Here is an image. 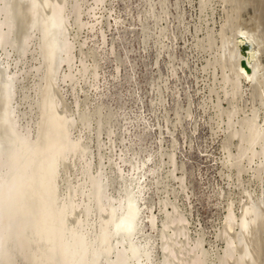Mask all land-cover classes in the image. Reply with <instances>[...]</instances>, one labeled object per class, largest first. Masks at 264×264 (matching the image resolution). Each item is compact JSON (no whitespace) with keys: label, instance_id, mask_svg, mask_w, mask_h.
<instances>
[{"label":"rangeland","instance_id":"374dc122","mask_svg":"<svg viewBox=\"0 0 264 264\" xmlns=\"http://www.w3.org/2000/svg\"><path fill=\"white\" fill-rule=\"evenodd\" d=\"M45 2L31 14L26 0H0V148L38 143L50 101L69 121L79 147L59 161L55 189L66 239L79 229L97 246L111 208L118 220L137 197L140 251L126 264H264V70H234L244 26L264 60V0ZM51 10L71 44L54 80L38 28ZM113 236L98 264L128 247ZM20 246L7 244L10 264H52L47 242Z\"/></svg>","mask_w":264,"mask_h":264},{"label":"bare ground","instance_id":"6f19581e","mask_svg":"<svg viewBox=\"0 0 264 264\" xmlns=\"http://www.w3.org/2000/svg\"><path fill=\"white\" fill-rule=\"evenodd\" d=\"M26 1L31 14L36 13L37 0ZM57 10H51L49 21L41 19V23L38 24V28L41 30L40 38L42 41L41 47L43 45L44 60L46 66L49 67L47 69H49L50 78L53 80L57 78L61 65L69 61V52L71 51V44L66 36L64 13L62 10ZM5 11L9 13L8 9ZM38 19L40 18L38 17ZM32 20L35 22L33 18ZM240 31L243 38H241L242 41L235 48V75L237 74L238 77H244L246 80H250L256 78L258 72L264 70V60L262 61L263 58H260L259 53L261 50H258L255 35L251 29L244 26ZM0 36H2L1 32ZM3 72L5 73V71ZM6 78L7 81L4 85V91L7 94L5 98L8 102L11 98V82H13V78L9 75H6ZM5 94L4 96H6ZM6 106L9 108L8 104ZM8 110H6L5 118L6 116L7 118L10 117L8 116ZM56 111L55 102L50 101L46 105L45 117L42 118L44 127L39 130L41 137H38V143L30 145L27 139L23 138L21 140L19 139L20 141L18 140L19 145H16L17 147L15 149H12V146H9L12 148H8V150H2L1 148L3 146L0 148V255H2L0 257H3V260L5 259L6 263L10 264L11 252L7 248L9 242L20 246L25 245L31 239H38L48 243L49 251L47 252L46 259L51 261L52 264H98L103 252L110 250L108 242L111 237L113 235H119L122 239L128 238L129 245L123 248V250H120L116 259L109 264H126L127 251L132 256H137L140 251V244L132 240V236L139 224L138 215L140 209L137 203V197L125 199L126 203L123 206L121 205L123 214H121L118 220L114 219L117 208L114 210L111 208V215H109L112 217V220L110 218L109 224L113 226L107 224L103 226L102 224L100 235L97 236L99 240L97 246H93V242H88V239L86 241L85 235L88 233L85 234L83 231H79V229L71 231L70 239H66L69 236L65 234L68 207L64 205L59 210L55 207L56 176L57 170L59 169V161L64 158L66 152L73 154L77 151L79 142L70 141L68 130L69 121L66 120L65 123H61L59 120L60 117L59 119L57 118L58 113L56 114ZM7 118L6 121L8 122ZM26 135L28 137V132ZM97 186L100 191V182L97 183ZM99 196H101V192ZM72 206H70V209ZM246 224L245 222L243 225L246 226ZM103 243H106V245L102 246ZM105 258H103L104 261Z\"/></svg>","mask_w":264,"mask_h":264}]
</instances>
